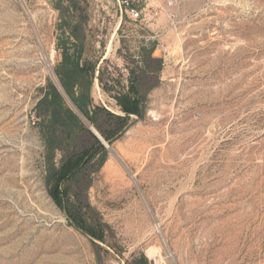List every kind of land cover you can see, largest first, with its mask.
<instances>
[{
  "label": "rangeland",
  "instance_id": "374dc122",
  "mask_svg": "<svg viewBox=\"0 0 264 264\" xmlns=\"http://www.w3.org/2000/svg\"><path fill=\"white\" fill-rule=\"evenodd\" d=\"M75 1L92 103L123 115L133 84L141 114L82 172L93 240L48 192L35 117L68 0H0V264H264V0Z\"/></svg>",
  "mask_w": 264,
  "mask_h": 264
},
{
  "label": "trees",
  "instance_id": "16d2710c",
  "mask_svg": "<svg viewBox=\"0 0 264 264\" xmlns=\"http://www.w3.org/2000/svg\"><path fill=\"white\" fill-rule=\"evenodd\" d=\"M61 20L57 26L56 49L61 59L54 68L61 90L48 81L43 95L35 106L36 125L43 142V163L45 184L53 201L65 211L69 222L82 230L93 240L104 241L106 224L81 193L89 182L80 186L83 170L96 155L97 167L103 165L107 151L100 140L84 124L80 115L92 124L104 140L111 142L126 124L130 114L140 115L141 97L133 84L129 93L118 102L123 115L107 111L94 105L91 87L95 76V65L82 59L83 42L79 37L80 23L73 22V14L78 10L75 0H68L66 6H59ZM147 58L154 60L151 51ZM71 105L67 102V99ZM103 115L104 122L99 118ZM86 133L94 140L89 148L78 149L80 134ZM143 264L146 258L140 256Z\"/></svg>",
  "mask_w": 264,
  "mask_h": 264
},
{
  "label": "built area",
  "instance_id": "2783aa9c",
  "mask_svg": "<svg viewBox=\"0 0 264 264\" xmlns=\"http://www.w3.org/2000/svg\"><path fill=\"white\" fill-rule=\"evenodd\" d=\"M127 5H128V3H127ZM128 15L133 20H137V19H139L141 17V10H138V9H136L134 7H129L128 8Z\"/></svg>",
  "mask_w": 264,
  "mask_h": 264
},
{
  "label": "water",
  "instance_id": "95a60500",
  "mask_svg": "<svg viewBox=\"0 0 264 264\" xmlns=\"http://www.w3.org/2000/svg\"><path fill=\"white\" fill-rule=\"evenodd\" d=\"M92 132L94 133V135L101 141L102 144H104L105 146H108L106 144V142L102 139V137L95 131V130H92Z\"/></svg>",
  "mask_w": 264,
  "mask_h": 264
}]
</instances>
